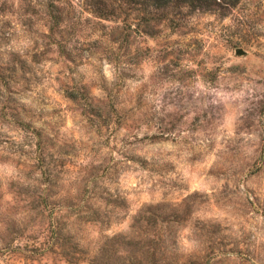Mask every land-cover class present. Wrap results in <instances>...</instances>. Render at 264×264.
Returning <instances> with one entry per match:
<instances>
[{"label": "rangeland", "instance_id": "obj_1", "mask_svg": "<svg viewBox=\"0 0 264 264\" xmlns=\"http://www.w3.org/2000/svg\"><path fill=\"white\" fill-rule=\"evenodd\" d=\"M156 2L0 0V264H264V0Z\"/></svg>", "mask_w": 264, "mask_h": 264}, {"label": "trees", "instance_id": "obj_2", "mask_svg": "<svg viewBox=\"0 0 264 264\" xmlns=\"http://www.w3.org/2000/svg\"><path fill=\"white\" fill-rule=\"evenodd\" d=\"M133 2H135V3H142V4H148L149 3V1L150 0H132ZM158 2H156V6L157 7H166L167 5H169L170 4V2L172 1V0H157ZM178 2H180V3H188V4H190V6H192V7H194V8H196V7H208L209 5H210V3H211V0H178ZM99 11H101V15L102 16H109V14L111 13V12H106V10H104V8H99ZM70 97H72L74 100L78 97L77 95H76V93L75 94H70L69 95ZM87 99H88V97H87ZM87 105H93V103H92V101L90 100V98H89V104H87ZM25 129H29V128H27L26 126H25ZM33 135H34V137L36 136V135H38L35 131L33 132ZM27 145H30V146H34L35 144H34V141L33 140H30L28 143H27ZM38 145L39 144H36V146L38 147Z\"/></svg>", "mask_w": 264, "mask_h": 264}, {"label": "water", "instance_id": "obj_3", "mask_svg": "<svg viewBox=\"0 0 264 264\" xmlns=\"http://www.w3.org/2000/svg\"><path fill=\"white\" fill-rule=\"evenodd\" d=\"M236 53L237 54H245L246 51L243 48H237Z\"/></svg>", "mask_w": 264, "mask_h": 264}]
</instances>
